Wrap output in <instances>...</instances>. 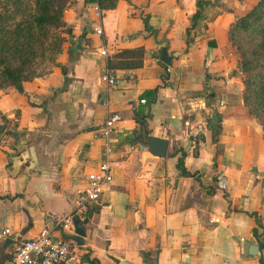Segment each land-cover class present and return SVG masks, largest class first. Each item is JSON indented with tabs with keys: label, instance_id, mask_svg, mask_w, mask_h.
<instances>
[{
	"label": "crops",
	"instance_id": "crops-1",
	"mask_svg": "<svg viewBox=\"0 0 264 264\" xmlns=\"http://www.w3.org/2000/svg\"><path fill=\"white\" fill-rule=\"evenodd\" d=\"M85 1L63 12L64 43L49 74L22 92L0 89V124L8 121L0 232L10 231L0 264L52 228L50 214L72 212L101 162L96 131L109 112L121 118L111 136L120 165L99 204L75 217L87 222L81 244L69 239L70 264H264V130L244 106L228 42L230 27L260 0H119L101 21ZM199 1L206 4L193 21ZM137 50L142 66L129 69L121 54ZM105 69L115 88L101 82ZM145 133L167 142L164 157L150 154ZM66 236H75L73 226L54 239Z\"/></svg>",
	"mask_w": 264,
	"mask_h": 264
},
{
	"label": "trees",
	"instance_id": "trees-1",
	"mask_svg": "<svg viewBox=\"0 0 264 264\" xmlns=\"http://www.w3.org/2000/svg\"><path fill=\"white\" fill-rule=\"evenodd\" d=\"M68 1V0H67ZM0 0V89L23 91V84L43 78L56 65L64 38L63 12L75 0ZM119 0H87L101 10H113ZM206 2H197L199 19ZM64 33H68L67 30ZM228 42L239 56L238 69L243 76V103L248 114L264 130V0L230 27ZM122 56L132 62L129 69L142 66L143 50L124 51ZM0 137L8 121L1 118ZM217 141L221 126L210 125ZM178 167L186 170L183 160ZM89 213L87 214V216ZM256 235V231L254 232ZM264 248V245H261Z\"/></svg>",
	"mask_w": 264,
	"mask_h": 264
},
{
	"label": "built area",
	"instance_id": "built-area-1",
	"mask_svg": "<svg viewBox=\"0 0 264 264\" xmlns=\"http://www.w3.org/2000/svg\"><path fill=\"white\" fill-rule=\"evenodd\" d=\"M93 14L97 20H102L104 11L96 4L92 7ZM94 32L101 36V28H95ZM99 55L107 58L106 50H102ZM170 69H166V73H170ZM100 80L105 84L107 89L117 86V79L113 74L105 69L100 74ZM165 82L167 80L165 79ZM108 106V101L103 104ZM223 102L220 103V106ZM121 118L118 114L108 113L106 119L98 130L97 137L103 141L101 152V162L95 172L86 176L81 188L76 192L75 206L70 214L65 217H58L54 214L49 215V221L52 222V228H43L35 239L26 240L20 243L11 254L10 258L3 264H70L72 241L61 238L54 239V234L59 233L64 236L65 231L72 228L73 219L80 217L86 218L87 214L97 206L101 200L104 189H107L113 180V170L119 168L120 163L112 158L113 148L111 146V136L115 132L117 124ZM196 142L195 139L192 140ZM10 235L8 229L0 232V240H4Z\"/></svg>",
	"mask_w": 264,
	"mask_h": 264
},
{
	"label": "water",
	"instance_id": "water-1",
	"mask_svg": "<svg viewBox=\"0 0 264 264\" xmlns=\"http://www.w3.org/2000/svg\"><path fill=\"white\" fill-rule=\"evenodd\" d=\"M160 60L164 65H170L171 58L168 56L166 48L160 50ZM145 141L151 155L159 158L165 156L167 150V142L165 140L149 137L147 133H145ZM86 222L87 220L81 221L80 219L75 218L73 220L75 236H66V238L75 241L77 244H81V239L85 236L83 225L86 224Z\"/></svg>",
	"mask_w": 264,
	"mask_h": 264
},
{
	"label": "rangeland",
	"instance_id": "rangeland-1",
	"mask_svg": "<svg viewBox=\"0 0 264 264\" xmlns=\"http://www.w3.org/2000/svg\"><path fill=\"white\" fill-rule=\"evenodd\" d=\"M66 1H67V0H66ZM67 2H69V0H68Z\"/></svg>",
	"mask_w": 264,
	"mask_h": 264
}]
</instances>
